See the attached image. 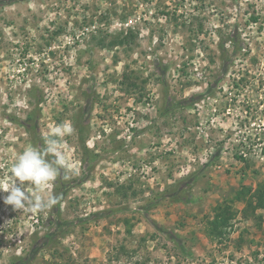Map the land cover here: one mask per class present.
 I'll return each instance as SVG.
<instances>
[{"label": "rangeland", "instance_id": "374dc122", "mask_svg": "<svg viewBox=\"0 0 264 264\" xmlns=\"http://www.w3.org/2000/svg\"><path fill=\"white\" fill-rule=\"evenodd\" d=\"M67 121L0 264H264V0H0V179Z\"/></svg>", "mask_w": 264, "mask_h": 264}, {"label": "clouds", "instance_id": "9594fccd", "mask_svg": "<svg viewBox=\"0 0 264 264\" xmlns=\"http://www.w3.org/2000/svg\"><path fill=\"white\" fill-rule=\"evenodd\" d=\"M74 131L70 121L55 125L45 136L42 148L29 146L15 156L10 174L0 179V192L7 193L3 196L5 205L26 213L50 211L57 205L60 197L49 189L62 171H75L64 151L66 143L62 142Z\"/></svg>", "mask_w": 264, "mask_h": 264}, {"label": "trees", "instance_id": "16d2710c", "mask_svg": "<svg viewBox=\"0 0 264 264\" xmlns=\"http://www.w3.org/2000/svg\"><path fill=\"white\" fill-rule=\"evenodd\" d=\"M253 21H256V18H252ZM256 203L259 207H264V188L258 189L256 195ZM219 212V211H218ZM218 220V215L215 217V221Z\"/></svg>", "mask_w": 264, "mask_h": 264}]
</instances>
